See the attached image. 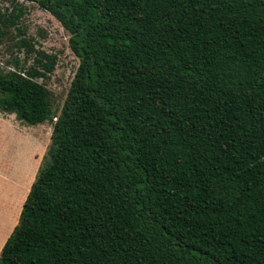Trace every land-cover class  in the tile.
I'll use <instances>...</instances> for the list:
<instances>
[{"label":"trees","instance_id":"obj_1","mask_svg":"<svg viewBox=\"0 0 264 264\" xmlns=\"http://www.w3.org/2000/svg\"><path fill=\"white\" fill-rule=\"evenodd\" d=\"M12 1L1 110L54 119L20 1L80 65L0 264H264V0Z\"/></svg>","mask_w":264,"mask_h":264},{"label":"rangeland","instance_id":"obj_2","mask_svg":"<svg viewBox=\"0 0 264 264\" xmlns=\"http://www.w3.org/2000/svg\"><path fill=\"white\" fill-rule=\"evenodd\" d=\"M25 14L21 25L36 48L58 57L57 67L44 82L52 95L54 119L43 125L29 126L0 109V255L8 238L18 225L31 188L43 165L51 144L54 123L62 113L80 60L69 46V33L49 13L34 3H23ZM12 0H0V9L11 11ZM13 36H15L13 34ZM14 39L0 42V67L13 69L15 58L23 63ZM28 62V67L31 65ZM43 82V80H41Z\"/></svg>","mask_w":264,"mask_h":264}]
</instances>
